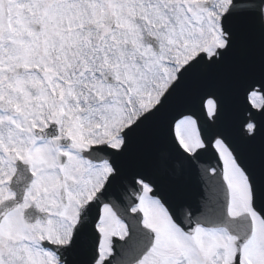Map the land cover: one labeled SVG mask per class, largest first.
<instances>
[{
  "label": "snow or ice",
  "instance_id": "obj_1",
  "mask_svg": "<svg viewBox=\"0 0 264 264\" xmlns=\"http://www.w3.org/2000/svg\"><path fill=\"white\" fill-rule=\"evenodd\" d=\"M0 264H264V0H0Z\"/></svg>",
  "mask_w": 264,
  "mask_h": 264
},
{
  "label": "water",
  "instance_id": "obj_2",
  "mask_svg": "<svg viewBox=\"0 0 264 264\" xmlns=\"http://www.w3.org/2000/svg\"><path fill=\"white\" fill-rule=\"evenodd\" d=\"M191 178H193L194 176H190Z\"/></svg>",
  "mask_w": 264,
  "mask_h": 264
}]
</instances>
